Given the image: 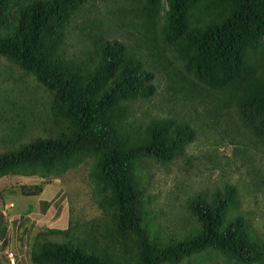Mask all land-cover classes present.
<instances>
[{"label":"trees","instance_id":"1","mask_svg":"<svg viewBox=\"0 0 264 264\" xmlns=\"http://www.w3.org/2000/svg\"><path fill=\"white\" fill-rule=\"evenodd\" d=\"M0 57L44 90L51 122L26 138L14 129L0 177H59L85 163L101 209L40 230L33 264H183L204 253L263 263L236 185L187 199L193 220L175 234L156 222L148 187L152 163L184 155L211 118L235 119L264 154V0H0ZM7 231L0 218V241Z\"/></svg>","mask_w":264,"mask_h":264},{"label":"rangeland","instance_id":"2","mask_svg":"<svg viewBox=\"0 0 264 264\" xmlns=\"http://www.w3.org/2000/svg\"><path fill=\"white\" fill-rule=\"evenodd\" d=\"M69 43L79 47L77 32L70 35ZM161 86L163 88V83ZM162 94L158 93L155 101L165 113L168 109ZM47 102V94L29 75L0 57V107L7 106L1 109L0 151L6 149V141L14 135L15 128L25 130V138L48 132L46 129L51 122L46 117ZM179 109L183 110L182 106L179 105ZM209 121L208 126L201 125L197 129L196 138L184 155L170 162L152 163L148 189L153 194L156 222L166 233L179 232L182 225L193 220L187 199L197 192H209L229 183L238 187L240 210L249 217L255 232L264 241V180L257 176L260 172L264 174V154L233 130L235 119L224 117ZM239 142L250 148L253 160L239 147ZM89 170L90 166L83 163L59 177L12 174L0 177V218L8 225L6 237L0 241V264L13 263L11 252L15 264H33L32 241L40 230L67 228L72 218L89 221L101 215ZM23 185H41L43 192L28 196L21 188ZM213 256L204 253L203 257L183 264H233L223 256ZM255 264H264V261Z\"/></svg>","mask_w":264,"mask_h":264},{"label":"built area","instance_id":"3","mask_svg":"<svg viewBox=\"0 0 264 264\" xmlns=\"http://www.w3.org/2000/svg\"><path fill=\"white\" fill-rule=\"evenodd\" d=\"M10 257H11V260H12V264H15L16 263V261H15V258H14V254L11 252L10 253Z\"/></svg>","mask_w":264,"mask_h":264}]
</instances>
